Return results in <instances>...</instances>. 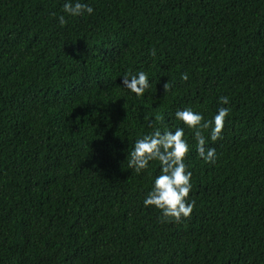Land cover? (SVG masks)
<instances>
[{"label": "trees", "instance_id": "trees-1", "mask_svg": "<svg viewBox=\"0 0 264 264\" xmlns=\"http://www.w3.org/2000/svg\"><path fill=\"white\" fill-rule=\"evenodd\" d=\"M85 2L0 0V264H264V0ZM137 71L140 96L120 86ZM220 106L206 163L174 113ZM176 127L195 201L179 222L143 205L159 162L128 167Z\"/></svg>", "mask_w": 264, "mask_h": 264}, {"label": "clouds", "instance_id": "clouds-1", "mask_svg": "<svg viewBox=\"0 0 264 264\" xmlns=\"http://www.w3.org/2000/svg\"><path fill=\"white\" fill-rule=\"evenodd\" d=\"M63 13L70 17H82L92 15L94 12L91 4L85 0H64ZM59 25L67 23L64 14L56 17ZM181 80L187 81L186 72L181 73ZM120 86L137 96L142 95L151 84L148 74L144 71L126 73L121 76ZM164 90H169V83L164 84ZM221 105H228L227 96L218 97ZM230 112V107L220 106L211 119H204L199 111L192 107H184L175 111L174 116L189 129H192V137L196 142L198 156L206 163H215L216 149L207 141L215 142L220 138L225 118ZM151 126V124H149ZM207 131V138L204 132ZM189 151V144L185 138L184 127H176L175 130L161 131L159 128L142 135L136 139L132 150L128 153V167L136 172L145 170L151 161L159 162V174L155 176L151 189L143 199L145 207L154 206L160 212V218L179 222L182 218L190 216L195 201L189 198L192 189V173L187 169L184 158Z\"/></svg>", "mask_w": 264, "mask_h": 264}]
</instances>
